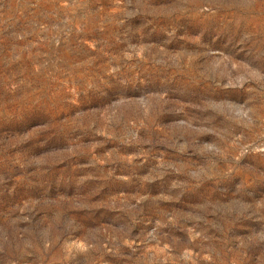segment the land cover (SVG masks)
Masks as SVG:
<instances>
[{
    "label": "rangeland",
    "instance_id": "1",
    "mask_svg": "<svg viewBox=\"0 0 264 264\" xmlns=\"http://www.w3.org/2000/svg\"><path fill=\"white\" fill-rule=\"evenodd\" d=\"M0 264H264V0H0Z\"/></svg>",
    "mask_w": 264,
    "mask_h": 264
}]
</instances>
